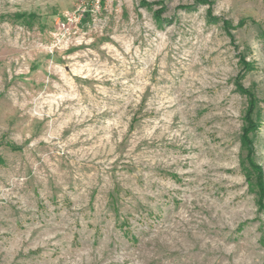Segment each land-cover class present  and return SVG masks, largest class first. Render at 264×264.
<instances>
[{"label":"rangeland","instance_id":"1","mask_svg":"<svg viewBox=\"0 0 264 264\" xmlns=\"http://www.w3.org/2000/svg\"><path fill=\"white\" fill-rule=\"evenodd\" d=\"M199 1L0 0V264H264V0Z\"/></svg>","mask_w":264,"mask_h":264},{"label":"trees","instance_id":"2","mask_svg":"<svg viewBox=\"0 0 264 264\" xmlns=\"http://www.w3.org/2000/svg\"><path fill=\"white\" fill-rule=\"evenodd\" d=\"M206 4L207 0H200ZM251 106L245 118V126L242 131L241 145L244 151V159L242 160L241 167L249 180L251 189L257 193L259 197V206L264 211V171L260 165L255 161L256 148L254 139L252 137L255 130L258 128L257 122V107L255 99L250 96Z\"/></svg>","mask_w":264,"mask_h":264}]
</instances>
